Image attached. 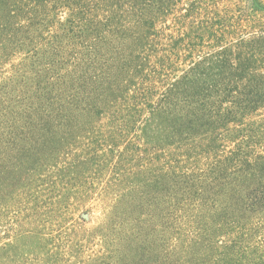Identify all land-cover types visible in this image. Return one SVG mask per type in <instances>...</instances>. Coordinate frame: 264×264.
Masks as SVG:
<instances>
[{
	"label": "trees",
	"instance_id": "1",
	"mask_svg": "<svg viewBox=\"0 0 264 264\" xmlns=\"http://www.w3.org/2000/svg\"><path fill=\"white\" fill-rule=\"evenodd\" d=\"M0 70V134L95 133L125 206L157 165L160 264H264V0H0Z\"/></svg>",
	"mask_w": 264,
	"mask_h": 264
},
{
	"label": "rangeland",
	"instance_id": "2",
	"mask_svg": "<svg viewBox=\"0 0 264 264\" xmlns=\"http://www.w3.org/2000/svg\"><path fill=\"white\" fill-rule=\"evenodd\" d=\"M5 73L0 70V79ZM31 118L15 121V131L0 134V264H160L157 165L139 176L140 191L125 206L110 174L116 149L98 147L95 133H46L39 128L45 121ZM56 144L66 146L54 153ZM83 156L80 175L74 169L63 173ZM115 201L119 212L111 222H123L122 228L107 223ZM122 231H129L138 247L120 243Z\"/></svg>",
	"mask_w": 264,
	"mask_h": 264
}]
</instances>
